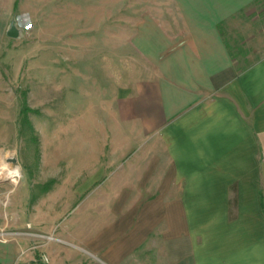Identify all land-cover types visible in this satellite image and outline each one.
I'll use <instances>...</instances> for the list:
<instances>
[{"label": "crops", "instance_id": "1", "mask_svg": "<svg viewBox=\"0 0 264 264\" xmlns=\"http://www.w3.org/2000/svg\"><path fill=\"white\" fill-rule=\"evenodd\" d=\"M42 1L28 18L87 28L60 45L63 61L111 48L113 0ZM256 1L147 0L122 21L135 68L105 109L102 166L54 182L29 219L20 173L24 189L8 191L0 216V264H264V53L239 69L219 28ZM27 3L0 0V34ZM72 202L86 217L46 240Z\"/></svg>", "mask_w": 264, "mask_h": 264}, {"label": "rangeland", "instance_id": "2", "mask_svg": "<svg viewBox=\"0 0 264 264\" xmlns=\"http://www.w3.org/2000/svg\"><path fill=\"white\" fill-rule=\"evenodd\" d=\"M43 4L42 0H28L26 10L19 9L11 22L18 30L17 37L8 35L11 24L7 33L0 34V165L17 168L27 181L30 193L26 219L40 204L43 191L54 182L81 183L89 170L102 166L105 148L101 143L109 118L105 109L110 106V95L133 82L135 68L128 35L121 33L126 27L120 25L124 20L131 22V13L151 2L113 0L111 48L81 49L79 67L75 58H60V53H71L62 51L60 45L89 36L87 28L72 31L66 26V18L27 17L29 7L43 9ZM60 23L65 24L62 31L56 28ZM219 28L237 67L248 66L264 53V0H257ZM71 171L78 172V178H68ZM19 175L17 182L0 176L1 220L7 211L8 191L15 187L9 193L14 197L24 189ZM96 197L98 219L104 213V196L101 192ZM75 205L65 206L62 218L55 219L52 231L44 235L46 240L55 239L54 233L64 219L86 217V206L78 211Z\"/></svg>", "mask_w": 264, "mask_h": 264}, {"label": "bare ground", "instance_id": "3", "mask_svg": "<svg viewBox=\"0 0 264 264\" xmlns=\"http://www.w3.org/2000/svg\"><path fill=\"white\" fill-rule=\"evenodd\" d=\"M1 175L5 176L6 178H11V180L15 182L19 175V170L17 168L7 169L0 165V176Z\"/></svg>", "mask_w": 264, "mask_h": 264}, {"label": "water", "instance_id": "4", "mask_svg": "<svg viewBox=\"0 0 264 264\" xmlns=\"http://www.w3.org/2000/svg\"><path fill=\"white\" fill-rule=\"evenodd\" d=\"M8 35L10 37H17L18 36V30L16 29L14 24H11L10 29L8 31Z\"/></svg>", "mask_w": 264, "mask_h": 264}, {"label": "built area", "instance_id": "5", "mask_svg": "<svg viewBox=\"0 0 264 264\" xmlns=\"http://www.w3.org/2000/svg\"><path fill=\"white\" fill-rule=\"evenodd\" d=\"M44 259H46V257Z\"/></svg>", "mask_w": 264, "mask_h": 264}]
</instances>
